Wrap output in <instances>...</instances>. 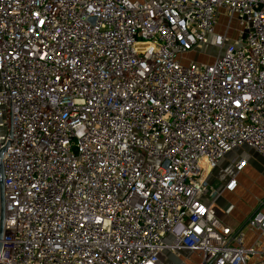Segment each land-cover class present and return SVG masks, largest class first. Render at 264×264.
Returning a JSON list of instances; mask_svg holds the SVG:
<instances>
[{
  "label": "built area",
  "instance_id": "2783aa9c",
  "mask_svg": "<svg viewBox=\"0 0 264 264\" xmlns=\"http://www.w3.org/2000/svg\"><path fill=\"white\" fill-rule=\"evenodd\" d=\"M4 147L0 264H247L202 195L231 151L264 158V0H0Z\"/></svg>",
  "mask_w": 264,
  "mask_h": 264
},
{
  "label": "crops",
  "instance_id": "0c3cea01",
  "mask_svg": "<svg viewBox=\"0 0 264 264\" xmlns=\"http://www.w3.org/2000/svg\"><path fill=\"white\" fill-rule=\"evenodd\" d=\"M235 38H228V42ZM207 42L209 40L198 45L196 49L206 46ZM236 157L247 159L242 172L236 173L234 170L233 173L222 176V165L228 161L232 164L231 161ZM232 177L236 180V187L230 191L225 186ZM205 182L203 203L209 205L213 214L232 230L242 227L244 247L255 249V253L248 257L247 264H264V235L259 230L244 225L253 212L260 211L264 214V158L247 147L235 149L226 155L214 171L206 175ZM159 264H200V257L198 253L186 249L177 253L165 250L159 255Z\"/></svg>",
  "mask_w": 264,
  "mask_h": 264
},
{
  "label": "rangeland",
  "instance_id": "374dc122",
  "mask_svg": "<svg viewBox=\"0 0 264 264\" xmlns=\"http://www.w3.org/2000/svg\"><path fill=\"white\" fill-rule=\"evenodd\" d=\"M227 24L228 27L226 28ZM225 31L227 38L237 37L240 31V26L235 20L228 22L227 17L225 15H221L218 19L216 32L224 33ZM206 44H207L206 46H203L200 49L195 48L189 51L188 53H186L183 56L182 61L184 63L190 61H195L197 63H205V64L211 63V61H213L212 60L213 57H215L218 54L219 48L212 46L211 44H209V42H207ZM224 158H226V156ZM233 168H234L233 165L228 161L227 163L222 165V169L220 170V173L222 176H225V174L233 173L234 172Z\"/></svg>",
  "mask_w": 264,
  "mask_h": 264
},
{
  "label": "water",
  "instance_id": "95a60500",
  "mask_svg": "<svg viewBox=\"0 0 264 264\" xmlns=\"http://www.w3.org/2000/svg\"><path fill=\"white\" fill-rule=\"evenodd\" d=\"M5 150V147L0 150V240L3 236V223L5 216V202H4V174H3V165H2V153ZM1 249V242H0Z\"/></svg>",
  "mask_w": 264,
  "mask_h": 264
}]
</instances>
